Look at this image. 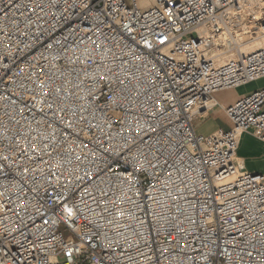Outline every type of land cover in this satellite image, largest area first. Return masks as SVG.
<instances>
[{"label": "built area", "instance_id": "built-area-1", "mask_svg": "<svg viewBox=\"0 0 264 264\" xmlns=\"http://www.w3.org/2000/svg\"><path fill=\"white\" fill-rule=\"evenodd\" d=\"M264 0H0V264H264ZM231 55V56H227Z\"/></svg>", "mask_w": 264, "mask_h": 264}, {"label": "crops", "instance_id": "crops-1", "mask_svg": "<svg viewBox=\"0 0 264 264\" xmlns=\"http://www.w3.org/2000/svg\"><path fill=\"white\" fill-rule=\"evenodd\" d=\"M264 88V78L251 87L219 91L214 94L217 107L210 110L195 124L198 134L208 135L217 130L228 131L232 124L223 109L232 106L239 98ZM242 169L251 175H264V143L254 132L242 134L236 153Z\"/></svg>", "mask_w": 264, "mask_h": 264}, {"label": "bare ground", "instance_id": "bare-ground-1", "mask_svg": "<svg viewBox=\"0 0 264 264\" xmlns=\"http://www.w3.org/2000/svg\"><path fill=\"white\" fill-rule=\"evenodd\" d=\"M263 44H264V37H261L260 39L253 41L252 44H245V45L243 46V48L241 47V51L243 50L244 53H247V52L253 50L254 48H256V47H258V46H261V45H263ZM227 56L229 57V56H231V55H227ZM260 80H261V79L255 81V82H253V83H250L249 85H246V86H244V87H251V86H253L255 83L259 82ZM240 88H242V87H239L238 89H240Z\"/></svg>", "mask_w": 264, "mask_h": 264}]
</instances>
